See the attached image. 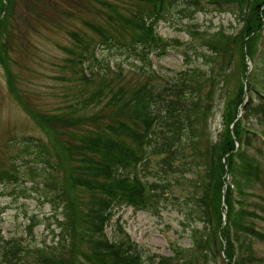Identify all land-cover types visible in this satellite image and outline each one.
Listing matches in <instances>:
<instances>
[{
    "label": "rangeland",
    "instance_id": "obj_1",
    "mask_svg": "<svg viewBox=\"0 0 264 264\" xmlns=\"http://www.w3.org/2000/svg\"><path fill=\"white\" fill-rule=\"evenodd\" d=\"M202 2L207 11L197 12L193 18H182L177 13L167 21L159 22V32L172 46L164 56L149 57L151 69L148 75L153 77L150 79L140 69L143 68L140 60L120 57L117 50L107 48L105 43L107 39L123 42L130 37L132 30L121 17H130L136 7L146 5L145 2L0 0V171L11 169L15 165L20 175L17 181L34 190L28 192L30 196L23 197L19 190L23 188L15 180L0 184V263L6 261L5 254L9 248L18 250L25 246L24 248L33 250L36 249L33 247L42 246L44 243L54 244L52 205L40 198L35 186L41 178L35 180L36 184L33 185L25 174L26 162L35 157V148H40L41 144L47 151V156L49 155L57 169L52 174L53 179L61 183L63 188L66 185L76 188V175L85 178V170L92 159L101 158L100 154L93 153L88 148L83 149L85 140L98 143L101 136H111L129 142L128 137L116 131V126L120 130L124 123V126L135 125L139 130L142 129L141 123L135 121L130 113L133 108H121L119 105L122 102L107 104L114 92L123 90L130 93L131 89L143 82L159 87L165 81L176 77L178 71L187 66L185 53L194 55L191 54L190 47L205 49L202 46V36L191 35L190 29H209L214 32L224 27L234 34L240 32L242 20L238 21L239 18L233 10L227 8L220 12L209 0ZM112 43L114 42H109ZM244 45L240 46L243 55L238 56L239 51L235 54L231 52L233 57L227 64L228 80L219 82L210 100L212 108L206 118L202 145L205 148L224 138L226 100L229 101L230 97L238 93V86L246 88L247 83L253 92L248 91L250 94H244L242 99L243 104L251 96V103L247 104L249 106H244L248 110L245 125L264 133V31L254 39L251 46L248 40H245ZM94 48L97 56L109 57L112 65L119 62L123 66L122 73L115 72L112 67L108 72H95L91 78H85L79 70V56L83 52L90 54ZM196 62H201V59ZM84 68L83 71L86 72ZM152 69L156 71L155 75L152 74ZM206 92L208 86L202 89L203 95ZM241 108L242 105H238V114ZM151 110L155 112L154 109ZM238 116L235 123L238 122ZM232 128L233 123L231 130ZM114 133L119 135L115 136ZM248 137H251V141L243 148L244 158L248 161L247 168L241 172L242 167L239 169L234 166V180L239 182L245 197L244 208L249 210L247 216L242 215L240 218V215L237 220H240L236 228L241 242L240 250L242 249L240 264H264V139L251 134ZM30 141L31 150L26 151ZM57 151L62 152L63 159L57 157ZM93 155L95 157H91ZM227 156L228 154L222 159L225 168L228 167ZM160 157H151L155 170L158 169L156 166ZM160 173L166 177L171 172L166 174L164 170H160ZM175 175L180 178L181 172ZM192 176L193 172H185V177ZM225 187L224 184V191L227 190ZM83 188H76L79 206H73L74 214H84L92 199L91 192ZM193 189L190 180L172 185L169 199L163 201L162 198L159 212L153 213L132 206L116 208L113 222L105 228L106 236L111 239L118 237L122 234L120 228H123L138 243L145 264H149V256L154 253L173 256L172 249L175 244L183 247L192 244L190 231L185 226L187 224H184V206L178 205L180 201L175 196L178 199L187 196ZM96 193L100 195L99 191ZM222 210L224 218L219 231L222 242L217 247L212 246L205 264H229L228 243L222 232L225 227V199ZM58 215L63 218L60 212ZM35 221L39 223L34 225ZM197 225L198 223L193 224ZM81 227L87 238L80 242L75 232H71L62 256L64 264H98L93 256L102 246L96 241L97 246L94 249L98 233L82 221ZM55 230L58 233L61 228ZM216 232L213 224L208 233L209 242L215 240ZM25 257L28 264H42L36 253L24 254L23 258ZM18 261V258L13 259V263L17 264Z\"/></svg>",
    "mask_w": 264,
    "mask_h": 264
},
{
    "label": "trees",
    "instance_id": "obj_2",
    "mask_svg": "<svg viewBox=\"0 0 264 264\" xmlns=\"http://www.w3.org/2000/svg\"><path fill=\"white\" fill-rule=\"evenodd\" d=\"M135 1L145 2L146 5L136 7L130 17H121L122 21L132 30L130 37L123 42L107 39L105 43L108 45L107 48L117 50L120 57L127 56L140 60L141 66H143L140 69L145 71V74L151 79L153 77L148 75L151 69L150 55L164 56L172 46L157 31L158 22L160 20L167 21L169 17H174L177 13L182 18H193L194 14L207 11V8L202 0ZM209 2L215 4L214 8L220 12L226 11L227 8L233 10L239 18L238 21L242 20L240 32L234 34L228 32L224 27L214 32H210L209 29H207L208 31L190 29L191 35L202 36V46H205V49L199 50L198 46L190 47L191 54L194 55L185 53L187 66L178 71L176 77L171 81H165V84H161L159 87L153 86L149 82H143L131 89L130 93L123 90L114 92L107 104L115 105L122 102L119 105L121 108H133L130 113L135 121L141 123L142 129L139 130V127L136 128L135 125L124 126V123L120 130L116 126V131L128 137L129 142L114 139L111 136H101L97 140L98 143L91 140L84 141L83 149L87 150L88 148L91 152L101 156L100 159L94 155L91 156L95 159H92L89 167L85 170V178L76 175V188L82 186L83 189L91 192L92 199L84 214L73 213L75 211L73 206H79L76 188H69L66 184V187L63 188L61 183L53 179L52 174L56 173L57 169L50 161L49 155L47 156V151L41 144L40 148H35L33 162L31 163L32 160L26 162L25 174L29 176L27 178L33 182V185L36 184L35 180L41 178L35 186H37L40 198L52 205L54 244L44 243L42 246L33 247L36 248L33 250L24 248L25 246L18 250L9 248L5 254L6 261L0 264H16L13 263L15 258L19 260L17 264H28L26 257L23 258V256L31 253H36L42 264H64L62 256L64 250L66 251L68 236L71 232H75L80 242L87 238L82 230L81 221L98 233V238L95 236L94 249L97 246L96 241L102 246L93 254L98 260V264H145L142 250L137 244L132 243L123 228H120L122 234L118 237L114 236L113 239L106 236L105 228L112 222L117 207L132 206L153 213L159 212L162 198H164L163 201L169 199L170 187L184 180H190L194 189L187 196H182L179 199L175 196V199L180 201L178 205L184 206L182 209L184 224H187L185 226L190 231L192 244L189 247L175 244L172 249L173 256L154 253L149 256V264L207 263L208 253L212 246L217 247L222 242L219 231L223 222V189L227 168L228 170L235 169L234 157L237 155L244 162L241 172H244L248 165V161L244 158L245 153H239L241 151L237 148L236 141L242 140L245 127L240 119L237 123L234 120L239 115L238 105H242L245 92L252 93L253 90L249 85L246 88L238 86V93L230 97L229 101L226 100L224 138L205 148L202 145L206 118L212 108L210 100L219 82L224 79L228 80L227 64L233 57L231 52L235 54L239 51L238 56L243 55L244 53L240 52V46H245V40H248L251 46V43L260 36L262 28H264L263 0H209ZM244 5L246 7H243ZM110 41L114 43L109 44ZM81 55L79 56L81 64L79 70L87 79L91 78L95 72H108L112 67L115 72L122 73L123 66L119 62L112 65L109 57H97L95 49L90 54L83 52ZM199 59L201 62H196ZM202 65L207 67L204 68ZM83 68L86 72L83 71ZM155 73L156 71L152 69V74L155 75ZM206 86H208V92L203 95L202 89ZM262 96L264 97V94ZM249 101L250 104L251 96ZM151 109H154L155 112ZM120 117H122L121 114ZM114 134L115 136L119 135ZM250 141L251 137L248 143ZM31 145V141L27 143L26 151H29ZM186 147H188L187 151ZM227 154L228 167L225 168V162L222 159ZM153 156H161L156 166L157 170L151 164ZM57 157L63 159L64 155L61 151H57ZM47 161L49 162L46 163ZM160 170H164L166 174L168 171L171 173L165 177L161 175ZM18 172L19 169L15 165L11 169L1 170L0 184H5L8 180L18 182L20 176ZM177 172H181L180 178L175 175ZM185 172H193V176L185 177ZM139 174H142L143 177L141 178ZM20 185L23 188H19L20 195L23 197L30 196L28 192L34 191L30 187H25L23 183ZM97 191L100 192L99 196ZM225 195L226 205L229 208L228 221L235 224V236L239 241L236 226L239 225L240 220L238 222L237 220L240 215V218L242 215L247 216L249 210L242 208L233 216L231 190L227 189ZM59 212L63 218H60ZM38 223L35 221L33 224ZM194 223H198V225L193 226ZM199 223H202L201 227ZM213 224L215 232H217L214 236L215 240L209 242L208 233ZM228 226L229 224H226L222 232L228 243L227 256L230 264L235 256V241L230 237ZM57 228H61L58 233L55 230ZM86 257L92 259L89 255ZM236 264H240V260Z\"/></svg>",
    "mask_w": 264,
    "mask_h": 264
}]
</instances>
